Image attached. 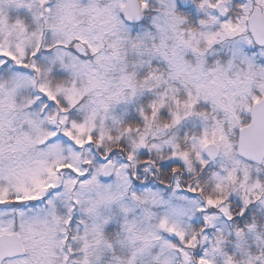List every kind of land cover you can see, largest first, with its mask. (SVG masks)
<instances>
[{"label": "snow or ice", "instance_id": "obj_1", "mask_svg": "<svg viewBox=\"0 0 264 264\" xmlns=\"http://www.w3.org/2000/svg\"><path fill=\"white\" fill-rule=\"evenodd\" d=\"M0 264H264V0H0Z\"/></svg>", "mask_w": 264, "mask_h": 264}]
</instances>
